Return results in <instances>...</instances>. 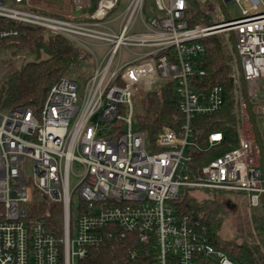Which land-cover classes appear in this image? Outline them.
I'll list each match as a JSON object with an SVG mask.
<instances>
[{
    "label": "built area",
    "instance_id": "obj_1",
    "mask_svg": "<svg viewBox=\"0 0 264 264\" xmlns=\"http://www.w3.org/2000/svg\"><path fill=\"white\" fill-rule=\"evenodd\" d=\"M145 1L97 0L90 10L92 0H69L60 16L30 0H0V39L16 34L13 23L36 26L88 57L77 78L50 85L39 108L0 109V264H79L101 247L109 264H236L171 201L187 189L234 192L250 211L263 204L264 0H155L148 17ZM231 2L239 15L226 7ZM192 4L208 22L190 23ZM216 33L233 34L242 74L233 56L237 145L193 166L194 153L223 139L220 131L204 144L192 139L193 118L223 104L222 86L190 83L203 73L202 38ZM169 81L181 123L148 143L134 115L154 86ZM34 199L61 205L60 236L34 214Z\"/></svg>",
    "mask_w": 264,
    "mask_h": 264
},
{
    "label": "trees",
    "instance_id": "obj_2",
    "mask_svg": "<svg viewBox=\"0 0 264 264\" xmlns=\"http://www.w3.org/2000/svg\"><path fill=\"white\" fill-rule=\"evenodd\" d=\"M54 2L62 4L58 0ZM96 2L92 0L90 10L94 9ZM39 8L55 15H65V11L60 9ZM189 12L192 14L189 19L191 24L208 22L196 4L190 6ZM13 26L16 34L0 39V109L20 105L37 109L42 105L50 85L63 76L77 78L78 68L84 64L88 67V57L63 36L46 34L43 28L36 26L18 23H13ZM202 43L204 53L197 59L196 66L203 73L198 71L190 83L203 90L220 85L224 89V99L219 111L193 118L192 139L204 144L208 134L214 131L222 132L223 139L215 146L194 153L191 160L193 166L237 145L238 117L231 79L233 51L230 38L216 33L202 38ZM15 56L19 60L17 65L11 59ZM177 99L175 82L169 81L154 86L139 103L140 113L134 115L133 128L144 132L146 142L152 143L164 126L177 128L180 125L182 116ZM114 123L123 127L121 122ZM225 192L211 191L209 197L199 200L183 189L171 203L177 213L188 215L198 229L205 231L212 244L223 250L236 264H264V203L250 216L245 212L246 223L242 229L233 237L225 238L220 234V228L226 213L233 207ZM32 207L34 214L45 219L48 228L60 236L61 205L34 199ZM110 259L109 248L101 247L92 249L79 264H109Z\"/></svg>",
    "mask_w": 264,
    "mask_h": 264
},
{
    "label": "rangeland",
    "instance_id": "obj_3",
    "mask_svg": "<svg viewBox=\"0 0 264 264\" xmlns=\"http://www.w3.org/2000/svg\"><path fill=\"white\" fill-rule=\"evenodd\" d=\"M59 2H61L62 4H58L56 2H54V0H30L31 4H34V6H39V7H44L47 9H60L62 11H70V4H68V0H58ZM153 7L155 9V0H146L145 1V9H144V13L145 16L148 17L151 15L150 11L148 10V7ZM38 7V8H39ZM226 7L230 10V12L232 13V15H239L240 14V7L238 6V4L231 2L229 4L226 5ZM123 8V4L120 3L118 5V7H116L115 9H113L110 14L109 17H113L117 14H119V12L121 11V9ZM17 57H11L12 60H15V64H18V59H16ZM82 66V65H81ZM87 67V66H85ZM80 67L78 68L77 71H79ZM74 74V73H73ZM235 98V97H234ZM236 105V102H235ZM236 108V107H235ZM261 124L259 125L260 129L262 130V132L264 133V118L262 120H260ZM103 131L99 132V135L102 134ZM76 182V178L75 177H71V185L74 184ZM193 195H195V197L197 199H204L206 197L210 196V192H207V194H205L204 192H200V191H192ZM227 194V196H229L230 201H231V205L233 207H231L228 212L226 213V216L224 217L223 221H222V225L220 228V234L225 237V238H230L233 237L234 235H236V233H238L239 229H242L241 227H243L246 223V219L244 218V214L245 212H248V215L250 216L252 214L253 211H258L259 209L250 211L246 205V201L244 198H242L240 195L235 194L234 192H225V195ZM74 221V215L71 218ZM249 238V237H248ZM251 239V238H249ZM240 240V238L238 239Z\"/></svg>",
    "mask_w": 264,
    "mask_h": 264
},
{
    "label": "water",
    "instance_id": "obj_4",
    "mask_svg": "<svg viewBox=\"0 0 264 264\" xmlns=\"http://www.w3.org/2000/svg\"><path fill=\"white\" fill-rule=\"evenodd\" d=\"M229 37H230V45H231V48H232V51H233V56H234V59L236 61L237 66H238V69H239V72H240V76H242L241 71H240L239 59H238V56H237V53H236L234 36H233L232 33H230ZM242 89H243V94L245 96V99H246V101H248L247 97H246L245 83H244L243 80H242ZM247 109H248V112L251 113V109H250L249 104L247 105ZM261 201H262V203H264L263 196H261ZM262 244L264 246V234H263V237H262Z\"/></svg>",
    "mask_w": 264,
    "mask_h": 264
}]
</instances>
